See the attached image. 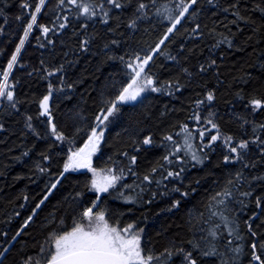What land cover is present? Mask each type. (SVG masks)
I'll return each instance as SVG.
<instances>
[{"label": "trees", "instance_id": "1", "mask_svg": "<svg viewBox=\"0 0 264 264\" xmlns=\"http://www.w3.org/2000/svg\"><path fill=\"white\" fill-rule=\"evenodd\" d=\"M27 2L30 9L23 8L21 0H0V71L7 65V60L15 50L23 24L30 18L28 12L34 10L37 0ZM147 2L150 4L149 10L153 11L151 0ZM157 2L162 3L163 0ZM234 3H237V0H215L214 3L199 0L196 5V8L201 10L198 16L179 25L177 33L163 46L170 54L178 55L179 60L170 61L165 56L158 55L149 69L157 71L158 66L163 64L165 70H159L160 80L179 75L184 86L174 92L154 93L149 90V94L143 95L142 103L123 105L120 113L106 129V139L101 142V150L93 157V164L98 168L106 164L111 166L109 157L126 165L127 158L122 156L125 150L129 155L138 157L131 172L122 178L121 186L110 193H101L102 199L99 203L101 207L108 209L111 222L120 220V227L137 221L139 227L145 229L142 236L145 248L160 252L166 247L174 246L171 264H186L183 253L176 251L181 248L186 252L191 251L198 264H219L217 256H205L192 247L191 241H200L201 237L206 235L207 225L193 224L189 216L195 217L198 212L203 211L207 197L219 190L229 172H234L240 167L236 161L223 160V156L228 154L223 137L214 142V147L208 151V158L202 164L190 161V157L185 159L184 165L174 163L175 170L184 168L181 177L167 178L159 186L155 183L147 185L143 193L133 188L132 194L137 195L135 202L121 199L119 193L123 185L139 183L137 176L131 173H138L142 178L143 174L166 154L167 142L161 144L166 133H173L179 140L181 122L188 123L189 128H193L195 122L190 121L188 117L193 114V103L197 99L205 100L199 109L203 116H207L210 111L216 113L214 122L219 124L224 134L231 133L237 138L241 137L245 129L241 127L240 116L246 117L248 121L264 123V111L257 109L253 112L250 106L246 107L248 99L253 96L264 98V40H261V36H264V13L256 7L259 5L264 8V0H238L239 11L241 15L249 17L248 20H238L233 11H225L226 6ZM134 7L135 4L132 3L126 6L123 12L113 10V19L107 23L99 17L86 21L70 16L71 26L61 29L59 33L53 30L47 36L41 34L38 25L34 27L25 48L22 49L20 62L14 66L12 73V80L18 81L14 89L19 101L17 108H11L7 101L0 104V123L4 124V127L0 128V240H4L3 233H7V240H11L27 216L32 214V208L42 199L46 185L51 186L52 176L59 175L63 170L68 142L58 141L51 135L47 115L41 114L39 106L40 99L48 93L49 80L58 86L60 76H64L67 83L74 84L72 88L54 91L49 101L53 122L71 138L77 127L93 120L102 95L104 98L114 96L115 88L127 83L124 65L120 60L110 57L131 55L136 50L154 46L168 26V22L161 20L153 11V15L144 19L137 29H129L127 18ZM58 11L60 6L57 5V0H46V7L42 14L38 15V23L47 24L51 28L54 22L58 23L53 19ZM21 13H24L22 21L16 18ZM117 16L120 17L119 21L115 19ZM234 20L237 22L231 23ZM84 23L88 24L86 32L80 30L73 35L74 30ZM117 23H120V27L114 32H109L108 29L114 28ZM196 23L201 25L202 36L189 35L185 31H190ZM213 28L215 31L210 32ZM86 34L91 35L92 39L88 50L85 51L79 48V42ZM220 34L232 35L233 45L230 47L227 42L221 41L217 48H213L212 45L220 38ZM37 37L40 38L39 43ZM249 37L251 39H248ZM113 40H118L119 43L112 44ZM48 41L52 43L49 44ZM105 43H108L107 49L104 48ZM180 44L185 47L181 49ZM65 52L69 53L68 56L64 55ZM209 56L217 60V67L201 72L199 64ZM185 57L187 59H184ZM41 60L44 61L43 65ZM65 61L67 63L64 71L53 73L51 77L46 78V69ZM182 67H188L193 76L186 77L182 74ZM245 72L251 73V78L241 80L240 77ZM240 89L244 91L243 98L236 95ZM210 90L214 91V101L206 100V93ZM25 114L33 117L32 123L40 133L39 136L26 128ZM247 131L251 132L250 124ZM208 132L210 134L207 139L216 134L210 125ZM149 133L152 134L153 144L141 143V147L137 149L133 140L142 142L143 137ZM84 138L86 137L77 135L76 146L82 144ZM195 139L198 143V132ZM42 154L48 155L49 160H44ZM256 155L258 149L253 146L249 158L255 160ZM38 164L46 171L40 172ZM245 171L248 175L258 176L264 173V163L258 162L254 169ZM161 174L166 176V171L158 172L156 177L159 178ZM90 176L91 173L87 169L66 172L33 221L22 230L18 239L13 241L11 250L5 256H0V264H20L21 258L34 256L51 230L44 227L51 214H55L57 221L61 216H67L70 225L72 216L96 199L95 191L86 186ZM173 185L181 191H170ZM251 189L254 190L252 196H238L231 205L239 223V234L243 237L242 240L235 241L243 248L236 264H249L251 260V244L254 237L249 232L248 223H251L253 231L258 233L257 242H264V210L256 206V197L264 196V180L254 181ZM248 190V186L240 188V192ZM153 191L157 192L156 197L151 196ZM184 191L189 192V195L183 196ZM74 192L83 193L78 202L73 199ZM164 192L168 194L163 195ZM124 194L128 195L129 190L124 189ZM25 196L28 197L27 200ZM177 199L181 201L180 205L170 207L172 201ZM240 200L244 201L243 205ZM253 212L257 215L252 216ZM7 240H4V243H7ZM226 240L225 231L219 239L222 249ZM0 251L3 249L0 248Z\"/></svg>", "mask_w": 264, "mask_h": 264}, {"label": "snow or ice", "instance_id": "2", "mask_svg": "<svg viewBox=\"0 0 264 264\" xmlns=\"http://www.w3.org/2000/svg\"><path fill=\"white\" fill-rule=\"evenodd\" d=\"M199 0H163L158 3L157 0H151V8L159 16L161 20L167 21L168 26L163 31L162 35L155 41L154 46L146 47L144 49L136 50L131 55H113L111 59H118L125 67V78L127 83L121 84L115 88V95L102 98L98 111L95 112L94 118L91 122L84 123L75 129V133L71 138L66 136L65 132L59 130L57 125L53 122L52 111L50 109V98L54 91L64 88H72L74 84L67 83L64 76H60L59 85H54L51 80L48 84V93L45 94L39 101L41 114L47 115V123L50 126L51 135L55 136L58 141H67L69 147L67 148L66 157L63 162V171L59 175H54L51 178V186L46 185V191L43 193L35 207L32 208V214L28 215L23 221V224L17 229L15 235L11 240H7V233H3L4 240H0V256H5L11 250L10 246L13 241L18 239L22 230L33 221L34 216L38 214L39 209L48 200L50 194L57 189L61 183V178L69 170L87 169L91 176L87 181L88 187L95 190L96 199L91 201V204L84 206L78 213L72 216L71 224L67 222V216H61L59 221L56 220L55 214H51V218L45 221L44 227L51 229L48 231L44 240L41 242L39 251L33 256L28 255L26 258H21L20 264H171L170 258L173 255V247H166L160 252H155L151 248L144 247L142 236L145 229L139 227L137 221H131L120 227V220L117 219L114 223L108 215V209L101 207V193H110L115 191L122 184V178L131 172L133 166L137 164L138 157L136 155H129L125 150L122 153L123 157L127 158V164L122 161H114L109 157L111 166L107 164L104 167H96L93 164V155L99 152L102 148V141L106 139V129L111 125L117 114L120 113L123 105L131 104L132 102L142 103L144 96L142 94H149V90L154 93L163 91L174 92L177 88L184 85L180 82L179 75L175 78H169L161 81L159 78V70H165L164 65L158 66L157 71H149L152 68L156 56H165L167 60L178 61V55H172L169 51L163 48L171 39L172 35L178 31V26L185 20L195 19L200 13V9L196 8ZM215 0H209V3H214ZM135 4L132 13L127 18V27L129 29H137L142 21L149 16L153 15L150 11V4L147 0H57V5L60 6V11L54 16V22L50 28L47 24L38 23V15L42 14L43 9L46 7V0H37L34 10H29L28 15L30 18L23 24L22 34L19 36V42L15 45V50L12 51L10 58L7 60V65L0 71V104L7 101L8 105L15 109L19 101L15 93V86L18 81L12 80V73L14 66L19 64V57L22 54V49L25 48L26 42L29 40L30 35L34 31V27L38 25L39 31L43 36H47L55 32H61L70 24V16H75L78 19L91 20L92 18L99 17L103 22L107 23L113 19L111 13L113 10H120ZM21 6L25 9H30L27 0H21ZM259 10L264 13V8L256 5ZM66 9H70L68 11ZM225 11H233L238 20H248L249 17L241 15L239 11V3L226 6ZM24 13L17 16V20L23 18ZM117 21L120 17L115 18ZM237 21H231L236 23ZM252 23H255L252 21ZM88 27L87 23L81 24L79 29H75L73 35H76L80 30L86 32ZM120 27L117 23L114 28H109V32L116 31ZM201 25L195 24V27L190 31L185 29L189 35L202 36L200 31ZM259 30V29H257ZM214 32L215 29H210ZM183 35V33H180ZM234 35V34H233ZM92 36L86 34L79 42V48L88 50ZM248 39H251L249 37ZM264 40V36H261ZM40 38L37 37V43ZM221 41L227 42L231 47L234 43L232 35L220 34V38L216 41L213 48H217ZM49 44L52 41H48ZM112 44H118V40L111 41ZM43 47V45H41ZM179 47L183 49L184 44ZM104 48H108V43L104 44ZM191 51V49H189ZM68 52L64 55L68 56ZM223 55V53H221ZM184 59H187L185 57ZM40 63L43 65L44 61ZM67 61L62 62L60 65L46 69L47 77H51L53 73L59 74L65 69ZM264 64V62H262ZM207 65V67H206ZM217 67V60L212 59L210 56L202 63L199 64L201 72L207 71L208 68ZM181 73L186 77H192L193 73L188 67H182ZM251 73L245 72L241 75L240 79H250ZM237 96L243 98L244 91L240 89L236 93ZM214 91L206 93L207 101H214ZM205 103L204 99H197L193 103V114L188 117L190 121H194L193 128H189L188 123L181 122L179 135L180 139L177 140L173 133H166L161 144L166 146V154L160 157L157 162L140 178L138 173H131L137 176L139 183L133 185H123L119 193V197L126 201H136L137 195L132 194V189H139V193L146 190V186L152 183L162 185L167 178L181 177L184 168L181 167L179 171L173 168L174 163L180 165L185 164V159L190 157V161L202 164L208 158V151L214 147V142H217L223 137V143L227 149V153L223 156L225 162L236 161L240 167L234 172H229L223 182V185L218 191H214L207 197L204 204V210L198 212L195 217L189 216V220L193 224L207 225L206 235L201 237L200 241H191L192 247L201 251L205 256L212 255L219 258V264H236L239 255L243 251L242 245L235 243L237 240H242L243 237L239 234V223L234 216L231 207L233 200L237 197H250L254 194L251 185L254 181L264 180V173L257 175H248L245 169H254L257 163H264V123H257L254 120L248 121L246 117L240 116L242 121L241 127L245 131L241 134L240 138L229 133L224 134L221 132L219 124L214 122L215 112H209L207 116H203L199 111L200 106ZM250 106L252 111L257 109L264 111V98L253 96L248 99L246 107ZM236 115V114H234ZM33 117L25 114V126L36 133L32 123ZM203 121V124H201ZM251 125V132L247 131V126ZM215 130V135H211V139H207L208 126ZM4 124L0 123V128ZM195 129V131H193ZM199 134V142H196V134ZM86 137L83 143L76 146V136ZM247 136V138H244ZM144 145H152V134L149 133L143 137L142 142L133 140V144L137 149ZM255 146L258 149L256 159H250L249 155L252 153V148ZM51 147V145H49ZM43 155V154H42ZM44 160H49L48 155H43ZM40 172H45L46 169L37 165ZM166 171V176L161 174L159 178L156 174ZM219 183V182H217ZM242 186H248L249 190L240 192ZM124 189L129 190V194H124ZM170 191L180 192V188L173 185ZM195 191V189H192ZM167 195V192L162 193ZM83 195L82 192H74L73 199L78 202V198ZM183 196H188L189 192L184 191ZM152 197L157 196V192L151 193ZM28 197L25 196V200ZM242 205L243 200L239 201ZM181 201L179 199L173 200L170 207H178ZM256 206L264 210V196L256 197ZM23 207V206H22ZM257 213L253 212L252 216ZM251 220V218H249ZM218 220V222H213ZM55 225V227H53ZM248 229L252 237H254L251 244V260L249 264H264V242L258 241V233L253 231L252 224L248 223ZM201 231H205L201 229ZM227 233V240L223 249L219 244L221 233ZM258 248L260 251H258ZM182 252L186 264H198V260L194 258L191 251H184L183 248L176 249Z\"/></svg>", "mask_w": 264, "mask_h": 264}, {"label": "rangeland", "instance_id": "3", "mask_svg": "<svg viewBox=\"0 0 264 264\" xmlns=\"http://www.w3.org/2000/svg\"><path fill=\"white\" fill-rule=\"evenodd\" d=\"M142 95H144V94H142ZM132 103H134V102H132ZM95 156V154L93 155V157ZM81 170H83V169H77V170H69L70 172H78V171H81ZM63 171V170H62ZM94 190V189H93ZM95 191V190H94Z\"/></svg>", "mask_w": 264, "mask_h": 264}]
</instances>
